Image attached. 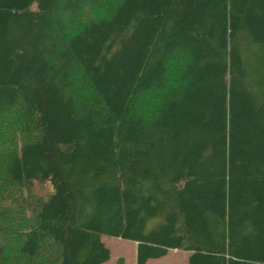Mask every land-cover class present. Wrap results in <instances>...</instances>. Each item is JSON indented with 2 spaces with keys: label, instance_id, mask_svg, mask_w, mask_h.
Listing matches in <instances>:
<instances>
[{
  "label": "trees",
  "instance_id": "1",
  "mask_svg": "<svg viewBox=\"0 0 264 264\" xmlns=\"http://www.w3.org/2000/svg\"><path fill=\"white\" fill-rule=\"evenodd\" d=\"M104 236L264 264V0H0V264Z\"/></svg>",
  "mask_w": 264,
  "mask_h": 264
},
{
  "label": "rangeland",
  "instance_id": "2",
  "mask_svg": "<svg viewBox=\"0 0 264 264\" xmlns=\"http://www.w3.org/2000/svg\"><path fill=\"white\" fill-rule=\"evenodd\" d=\"M36 189L38 191V194L45 195L50 191V186L47 185L45 187H39L36 184ZM102 239L105 246L110 251V260L106 262V264H116L118 260H122L123 264H136L135 247L137 246V244L131 241L120 240L108 236H104ZM169 251V255L164 260H162L161 262L158 261L156 263L150 264H181L183 259L186 258L187 255L186 253L185 255L183 251L179 250Z\"/></svg>",
  "mask_w": 264,
  "mask_h": 264
},
{
  "label": "crops",
  "instance_id": "3",
  "mask_svg": "<svg viewBox=\"0 0 264 264\" xmlns=\"http://www.w3.org/2000/svg\"><path fill=\"white\" fill-rule=\"evenodd\" d=\"M136 244V243H135ZM170 252V251H169ZM169 252L164 256V257H162V258H159V259H151V260H148L147 261V263L146 264H150V263H156V262H158V261H162V260H164L168 255H169ZM135 253H136V247H135ZM183 253L186 255V258H184L183 259V261H182V263L181 264H188V258H189V252H185V251H183ZM106 264V263H105Z\"/></svg>",
  "mask_w": 264,
  "mask_h": 264
}]
</instances>
